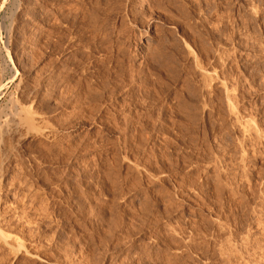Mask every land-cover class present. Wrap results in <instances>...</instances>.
Listing matches in <instances>:
<instances>
[{
	"label": "rangeland",
	"instance_id": "1",
	"mask_svg": "<svg viewBox=\"0 0 264 264\" xmlns=\"http://www.w3.org/2000/svg\"><path fill=\"white\" fill-rule=\"evenodd\" d=\"M0 73V264H264V0H0Z\"/></svg>",
	"mask_w": 264,
	"mask_h": 264
},
{
	"label": "bare ground",
	"instance_id": "2",
	"mask_svg": "<svg viewBox=\"0 0 264 264\" xmlns=\"http://www.w3.org/2000/svg\"><path fill=\"white\" fill-rule=\"evenodd\" d=\"M145 6H146V4L143 2V5H142L141 9H143ZM7 41H8V40H7ZM7 44H8V43H7ZM3 45H4V44H3ZM74 46H75V45H74ZM5 48H6V47H5ZM8 51H9V50H8ZM8 51H7V52H8ZM9 52H10V51H9ZM9 52H8V54H9V59H8V60H9V62H10L11 64H14L13 57L11 56V54H10ZM103 56H104V55H103ZM1 62H2V61H1ZM4 67H5V66H4ZM89 68H90V67H89ZM115 69H116V68H115ZM4 70H5V69H4ZM2 71H3V69H2ZM15 71H16V69H15ZM206 71H207V70H206ZM85 72H86V71H85ZM205 73H206V72H205ZM0 74H1V73H0ZM1 75H2V74H1ZM1 75H0V91H1V90L3 89V87L5 86V85L2 83V80H1V79H2L1 77H2V76H1ZM97 77H98V76H97ZM89 81H90V80H89ZM89 89H90V88H89ZM95 91H96V90H95ZM109 94H110V93H109ZM15 119H17V118H15ZM15 119H14V121L16 122V125H17V122H18V121L15 120ZM19 119H20V118H19ZM33 120L35 121V119H33ZM33 120H31V119L29 118L28 122H27V121H26L27 123L25 122L26 124H28V125H26V126H28V127L31 128V126H33L32 124H33V122H34ZM19 121H20V120H19ZM32 121H33V122H32ZM247 121H248V120H247ZM247 121H246V123H247ZM20 122H23V121H20ZM20 122H19V123H20ZM251 123H252V122H251ZM21 124H22V123H21ZM23 124H24V122H23ZM248 124H249V123H248ZM18 125H19V124H18ZM30 125H31V126H30ZM244 125H245V124H244ZM24 126H25V125H24ZM0 128H1L2 130H5L4 128H2V126H1ZM32 128H33V127H32ZM27 129H28V128H27ZM34 129H35V127H34ZM30 130H31V129H30ZM36 131H37V130H36ZM3 132H4V131H3ZM3 132L0 131V137L2 136L1 133L4 134ZM1 138H2V137H1ZM1 138H0V140H2ZM2 143H3V142H2ZM262 206H263V205H262ZM261 213H262V212H261ZM261 220H262V219H261ZM217 221H218V220H217ZM256 221H257V220H256ZM261 222H262V221H261ZM219 223H220V221H219ZM256 223H257V222H256ZM258 223H259V222H258ZM263 223H264V221H263ZM263 223H262V224H263ZM219 225H220V224H219ZM219 225H218V226H219ZM258 225H259V224H258ZM224 226H225V225H224ZM256 226H257V225H256ZM258 227H259V226H258ZM258 227H256V228H258ZM226 228H227V227H226ZM225 230H226V229H225ZM229 230H230V229H229ZM262 230H263V229H262ZM262 230H261V231H262ZM194 232H195V231H194ZM205 235H206V234H205ZM263 240H264V239H263ZM192 241H193V240H192ZM8 244H9V243H8ZM10 245H11V244H9V246H10ZM12 245H13V244H12ZM12 245H11V246H12ZM11 246H10V247H11ZM20 246H21V245H20ZM12 247H13V246H12ZM226 249H227V248H226ZM228 249H229V248H228ZM18 252H19V251H18ZM224 252H225V251H224ZM221 255H222V254H221ZM223 256H224V255H223Z\"/></svg>",
	"mask_w": 264,
	"mask_h": 264
}]
</instances>
